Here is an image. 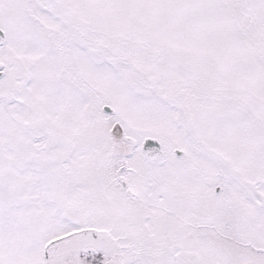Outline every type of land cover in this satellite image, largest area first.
Segmentation results:
<instances>
[{
  "label": "snow or ice",
  "instance_id": "1",
  "mask_svg": "<svg viewBox=\"0 0 264 264\" xmlns=\"http://www.w3.org/2000/svg\"><path fill=\"white\" fill-rule=\"evenodd\" d=\"M0 264H264V0H0Z\"/></svg>",
  "mask_w": 264,
  "mask_h": 264
}]
</instances>
